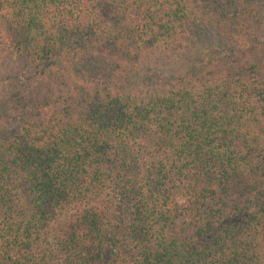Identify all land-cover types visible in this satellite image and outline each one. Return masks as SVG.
<instances>
[{
	"label": "trees",
	"instance_id": "16d2710c",
	"mask_svg": "<svg viewBox=\"0 0 264 264\" xmlns=\"http://www.w3.org/2000/svg\"><path fill=\"white\" fill-rule=\"evenodd\" d=\"M0 264H264V0H0Z\"/></svg>",
	"mask_w": 264,
	"mask_h": 264
}]
</instances>
